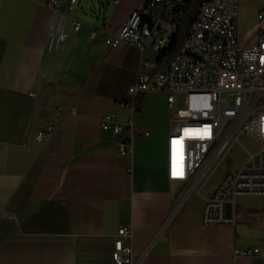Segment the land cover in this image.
<instances>
[{
	"label": "crops",
	"instance_id": "obj_1",
	"mask_svg": "<svg viewBox=\"0 0 264 264\" xmlns=\"http://www.w3.org/2000/svg\"><path fill=\"white\" fill-rule=\"evenodd\" d=\"M145 5L77 0L72 13L81 28L50 52L53 10L0 0V264H114L122 226L132 230L125 244L136 256L148 247L144 264H264L235 254L261 244L264 204L238 206L237 197L234 225L204 224L205 201L220 182L183 199L186 184L170 180L167 169L176 106L164 91L128 92L170 61L150 44L105 42L108 28H121ZM263 11L264 0H238L237 37L246 47L264 30L254 22ZM107 114L123 124L121 133L101 127ZM50 124V136L39 139ZM130 126L133 150L120 154Z\"/></svg>",
	"mask_w": 264,
	"mask_h": 264
},
{
	"label": "built area",
	"instance_id": "obj_2",
	"mask_svg": "<svg viewBox=\"0 0 264 264\" xmlns=\"http://www.w3.org/2000/svg\"><path fill=\"white\" fill-rule=\"evenodd\" d=\"M36 1L53 10L48 34V50L53 52L68 40L69 29L77 32L82 26L83 21L72 13L77 0H70L64 9L60 7L63 0ZM188 1L146 0L145 6L132 10L121 28L106 30L107 46L150 44L158 51L167 48L184 19ZM237 16L238 0H203L168 67L152 81L139 76L128 89L132 96L148 90L164 91L168 103L176 106L168 136L167 169L170 180L186 184L183 199L200 192L231 145L239 142L247 153L244 163L226 174L206 199L204 224L234 225L237 197L264 196V30L257 43L240 48ZM263 17L264 11L259 14ZM141 65L149 66V62ZM67 111L76 113V108ZM101 127L116 134L123 130L114 114L103 116ZM53 129L54 124H50L38 138H48ZM243 135L256 140L258 147H245L240 141ZM133 136L130 126L129 134L118 142L120 154L132 152ZM174 167L183 175L174 176ZM131 234L128 226L119 228L112 253L114 264H144L148 247L136 256L132 246L125 244ZM235 254L264 258V238L260 245L236 249Z\"/></svg>",
	"mask_w": 264,
	"mask_h": 264
},
{
	"label": "rangeland",
	"instance_id": "obj_3",
	"mask_svg": "<svg viewBox=\"0 0 264 264\" xmlns=\"http://www.w3.org/2000/svg\"><path fill=\"white\" fill-rule=\"evenodd\" d=\"M251 19H254V17H251ZM257 21V24L259 23L260 26L264 25V20L260 21L255 16L254 22ZM245 22H243V19H241V8H239V25L241 28V25H244ZM238 40H239V46L240 48L246 47L245 43L243 42V38L241 37V33L238 34ZM241 143L247 148L256 149L258 147L257 141L251 139L250 137L243 135L240 138ZM247 153L245 152L244 148L239 142H236L235 144L231 145V147L228 148L225 157L222 159L220 164L216 166L214 169V172L212 173L208 183L206 184L205 189H212L215 187L223 177L233 172L234 170L238 169L246 160ZM264 204V196H256V195H248V196H240L237 200L238 206H245V207H254V206H260Z\"/></svg>",
	"mask_w": 264,
	"mask_h": 264
},
{
	"label": "trees",
	"instance_id": "obj_4",
	"mask_svg": "<svg viewBox=\"0 0 264 264\" xmlns=\"http://www.w3.org/2000/svg\"><path fill=\"white\" fill-rule=\"evenodd\" d=\"M203 0H190L187 3V9L182 20L181 24L179 25L178 31L175 35L173 42L165 49L160 51L159 60L168 59L169 61L174 57V55L179 50L180 46L184 42L186 38V34L189 28V25L194 17V14L201 4Z\"/></svg>",
	"mask_w": 264,
	"mask_h": 264
},
{
	"label": "snow or ice",
	"instance_id": "obj_5",
	"mask_svg": "<svg viewBox=\"0 0 264 264\" xmlns=\"http://www.w3.org/2000/svg\"><path fill=\"white\" fill-rule=\"evenodd\" d=\"M205 135H207V130H205ZM174 144H178L179 141H174ZM174 176H182L183 175V171L182 170H177L175 167L173 168V173Z\"/></svg>",
	"mask_w": 264,
	"mask_h": 264
}]
</instances>
